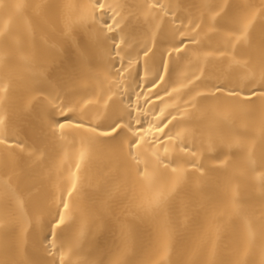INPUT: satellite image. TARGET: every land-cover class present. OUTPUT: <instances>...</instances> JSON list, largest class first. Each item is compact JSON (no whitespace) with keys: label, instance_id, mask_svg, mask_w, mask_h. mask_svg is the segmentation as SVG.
Instances as JSON below:
<instances>
[{"label":"bare ground","instance_id":"6f19581e","mask_svg":"<svg viewBox=\"0 0 264 264\" xmlns=\"http://www.w3.org/2000/svg\"><path fill=\"white\" fill-rule=\"evenodd\" d=\"M103 2L0 0V264H264V0Z\"/></svg>","mask_w":264,"mask_h":264},{"label":"snow or ice","instance_id":"6c2138e0","mask_svg":"<svg viewBox=\"0 0 264 264\" xmlns=\"http://www.w3.org/2000/svg\"><path fill=\"white\" fill-rule=\"evenodd\" d=\"M96 8V10L100 13H103V10L105 9V3L103 2V0H97L96 5L94 6ZM151 7L155 8L157 7L155 4L151 5ZM163 7V6H161ZM110 8V6H109ZM111 31V25H107L106 29L102 28L100 29V31ZM94 37L90 36V39H92ZM194 39V38H193ZM181 43L183 44V41H181ZM177 51H179V47H177L176 49ZM261 88L264 89V83L261 84ZM60 114L61 115H65L63 109L60 110ZM58 126L62 129L64 127L63 124H58ZM113 133H116L118 135L122 134V135H129L131 134L134 138L131 139L130 144H129V155L133 158V160H137V154L134 151V149L139 148L140 146V142H141V138L139 137L138 133L133 132L132 128L130 126H124L122 125V122L119 118L115 119L113 121V123L109 126V131H105L102 133V135L108 136V135H112ZM165 151H167V148H165ZM61 207L63 208H67V204H63L61 205ZM65 223V218L62 214H58V219L55 222V227L59 228L61 225H63ZM53 236L55 235L54 232L51 233ZM52 245H49V248H51ZM57 264H59V262H57Z\"/></svg>","mask_w":264,"mask_h":264}]
</instances>
